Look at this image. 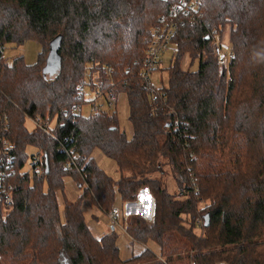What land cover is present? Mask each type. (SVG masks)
<instances>
[{
    "label": "trees",
    "instance_id": "1",
    "mask_svg": "<svg viewBox=\"0 0 264 264\" xmlns=\"http://www.w3.org/2000/svg\"><path fill=\"white\" fill-rule=\"evenodd\" d=\"M184 1L187 12L179 0H0V136L14 144L11 161L0 145V264H264V0ZM226 22L234 56L222 66L213 39ZM166 24L174 47L166 84L147 86L145 47ZM59 34L60 67L47 78ZM25 40L41 44L36 62L7 63L3 47ZM184 54L198 60L195 70L181 66ZM93 73L101 91L126 95L131 137L114 112L82 115ZM27 118L50 123V134L28 129ZM97 149L118 178L95 162ZM35 155L40 174L23 170ZM64 176L83 193L61 209ZM142 187L153 196L152 219L131 213L123 223L144 249L122 259L117 234H92L81 201L108 213L116 197L134 201Z\"/></svg>",
    "mask_w": 264,
    "mask_h": 264
},
{
    "label": "rangeland",
    "instance_id": "2",
    "mask_svg": "<svg viewBox=\"0 0 264 264\" xmlns=\"http://www.w3.org/2000/svg\"><path fill=\"white\" fill-rule=\"evenodd\" d=\"M232 24L229 22H226L225 24L222 25V32L219 37H216L217 39L215 40L219 44H224V45H229V35H230V29L232 28ZM148 43V41H147ZM213 45H214V39H213ZM147 46V45H146ZM215 46V45H214ZM230 46V45H229ZM146 48V47H145ZM231 50V49H230ZM174 47L170 44L166 50H164L159 58V64L158 67L160 66V69L156 70L154 69L151 74H150V80H151V85H159L160 80L162 79L163 83L166 84V72H165V67H167L170 56L173 54ZM232 51V50H231ZM3 56L6 59L7 63H10L12 58L16 56H23L24 61L26 63H34L36 62L39 52H41V44L35 40H25L24 43L20 45H15V44H7L3 47L2 49ZM234 56V55H233ZM144 57H145V52H144ZM143 57V59H144ZM198 64V60L195 59L193 64H191V60L188 54H184V56L181 59V66L184 69H189V70H195L196 66ZM95 73L92 74V77H94ZM45 76L47 78H51L53 74L49 75V72L45 73ZM98 79L96 78V75L94 77V89L97 92L101 93H106L107 91L103 92L100 90V83L97 81ZM84 92H85V99L92 100L96 96L95 92H91L88 88L87 85H84ZM81 87V86H80ZM115 102H114V107L109 110L115 113V117L118 120V127L120 128L121 131L124 132V134L127 137H131L132 135V126L130 123V120L128 119V113H129V105H127V99L126 95L122 92H116L115 91ZM91 102L83 104L81 106V112L83 114H89L91 110H93V107L91 106ZM102 111H106L104 108ZM108 112V113H109ZM26 127L28 129H31L34 127L33 122H31L30 118L26 119ZM53 125V124H51ZM3 138L8 140L9 143L13 145L14 144L5 136L2 135ZM160 141L163 139L162 137H159ZM247 153L249 152L250 144L247 142ZM26 151L28 154L36 153L35 147L33 146H27ZM11 152H13V149H11ZM93 157L95 162L111 177L113 178H118V171L116 170L115 163L106 155H104L101 150L97 149L93 152ZM160 161L162 162V167H163V174L164 176L162 177V183L165 181L167 182V189L171 193L172 191H175V185L172 179H170L169 171H168V163L166 159L160 157ZM30 166L28 164H25L23 167V170H28ZM63 187L58 188L56 190V196H57V202L59 204V207L62 209V204L64 200L72 201L75 198L79 197L82 195V188H79L77 185V182L74 180V178L70 176H64L63 177ZM47 185L46 183L43 184V188L46 189ZM147 188V187H146ZM148 190V189H147ZM149 202L148 206H151V211L153 209V205L150 203L153 200V196L150 194L149 195ZM91 202V203H90ZM119 208V224L120 226L123 225V220L121 219L122 217V210H123V204H121L120 200L116 197L114 204ZM81 210L82 214L84 216V220L86 221V224L88 225L90 231L92 234L96 236H101L102 233L111 231V229L114 230L115 234H117V247L119 248V254L122 259H127L131 257L132 254H136L140 252L141 250L144 249L142 245H140L137 242H132V244H129V237L125 231V226L123 228H120L118 225L112 224L110 220L107 218V214L100 210L98 206L94 202H92L88 197L84 198L81 201ZM128 214L131 213H137L139 214L142 218L146 219H152V214L147 213V210H143L144 212L141 213V208L137 207L136 205H129ZM144 208V207H143ZM142 208V209H143ZM136 210V211H134ZM62 212V211H61ZM124 229V230H123ZM197 233H200L197 229H195ZM147 247H149L152 250H157V247L153 245V243L148 242L146 244ZM217 264H226L225 262H218Z\"/></svg>",
    "mask_w": 264,
    "mask_h": 264
},
{
    "label": "built area",
    "instance_id": "3",
    "mask_svg": "<svg viewBox=\"0 0 264 264\" xmlns=\"http://www.w3.org/2000/svg\"><path fill=\"white\" fill-rule=\"evenodd\" d=\"M179 6H183L185 7L184 11L187 12L189 7H193V5H188L185 3L184 0H179ZM172 28L170 26L166 25H162V26H157L155 28H153L151 30V35L148 39V43L146 46V50H145V57L143 59V63H144V67L142 68L140 74L141 76H143L144 82L146 83L147 86H149L151 84V80H150V74L151 72L158 67L159 64V58L161 53L166 50L168 48V46L170 45V38L172 35ZM217 38L214 39V54L218 60V63L222 66L226 65L230 60L233 59V53L230 50V46L229 45H224V44H219L217 43L215 40ZM96 96L94 98H92V100L88 99V103L91 102V106L93 107V110H91V112L97 113L103 110V108L106 110L104 112H109V110H111L114 106V102L116 100V96L115 93L113 91H108L106 93H101V92H95ZM111 114V111L108 113ZM31 122H33L34 126L38 127L40 130H42L43 132L50 134L49 132V126L50 123L48 122H38L37 119H31ZM0 145L3 148L5 155H6V161H11L13 159V152H11V149H13V145L11 143L8 142V140H6L5 138H3L2 136H0ZM77 155L75 154L73 157L70 158V160H68L65 163V168L69 169L71 168V165L74 164V158ZM41 162V158L39 155H35L34 157H32V159L29 162V166L32 170H34V172L36 174H40L41 172V167L39 165V163ZM86 185V182L84 183L83 186ZM140 191V189H139ZM150 193V192H149ZM138 198H141L138 192L137 198L134 201H137ZM10 195L9 196H5L4 201L6 204L10 203ZM144 200V199H143ZM134 201H129V202H125L123 203V210H122V220H126V216L128 214L129 209L132 208H128L129 205H136L137 207L138 204H131ZM152 204V203H151ZM153 205V204H152ZM143 210H147V213L152 214L151 211V206H145L143 209H141V213H143ZM136 211V210H134ZM120 211L119 208L117 206H115L114 208H112L108 214L107 217L108 219H110V221L112 222V224L114 225H118L120 228H123V226H125V223H123V225L120 226L119 224V219H118V215H119ZM124 230V229H123Z\"/></svg>",
    "mask_w": 264,
    "mask_h": 264
},
{
    "label": "water",
    "instance_id": "4",
    "mask_svg": "<svg viewBox=\"0 0 264 264\" xmlns=\"http://www.w3.org/2000/svg\"><path fill=\"white\" fill-rule=\"evenodd\" d=\"M61 37L62 36H60V34L56 35V37H54L49 44V55L45 64L46 67L43 71L44 74L46 72H49V75H51L56 72V70H58L60 67L58 48L60 46Z\"/></svg>",
    "mask_w": 264,
    "mask_h": 264
},
{
    "label": "crops",
    "instance_id": "5",
    "mask_svg": "<svg viewBox=\"0 0 264 264\" xmlns=\"http://www.w3.org/2000/svg\"><path fill=\"white\" fill-rule=\"evenodd\" d=\"M139 195H140V197L141 198H138V200L137 201H134L133 203H131V204H138V206H139V209L141 208H143V207H145V206H148L149 204H148V202H149V195H150V193H149V190H147V188L146 187H142L141 189H140V191H139ZM144 199V200H143ZM91 203V202H90ZM150 203H152L153 204V200L150 202ZM154 205V204H153ZM153 212V211H152ZM108 219V218H107ZM108 220H110V219H108ZM112 230V229H111ZM109 232V231H108ZM105 233V232H104ZM125 233V232H124ZM103 234V233H102ZM101 234V235H102ZM96 236V235H95ZM96 237H101V236H96ZM129 237V236H128ZM129 244H132V242L133 241H131V238L129 237Z\"/></svg>",
    "mask_w": 264,
    "mask_h": 264
}]
</instances>
